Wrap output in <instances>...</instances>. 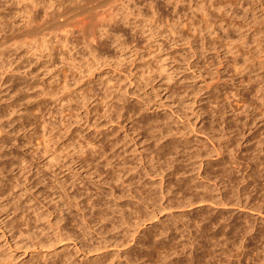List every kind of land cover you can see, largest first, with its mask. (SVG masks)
<instances>
[{
  "label": "rangeland",
  "instance_id": "374dc122",
  "mask_svg": "<svg viewBox=\"0 0 264 264\" xmlns=\"http://www.w3.org/2000/svg\"><path fill=\"white\" fill-rule=\"evenodd\" d=\"M262 184L264 0H0V264H264Z\"/></svg>",
  "mask_w": 264,
  "mask_h": 264
},
{
  "label": "bare ground",
  "instance_id": "6f19581e",
  "mask_svg": "<svg viewBox=\"0 0 264 264\" xmlns=\"http://www.w3.org/2000/svg\"><path fill=\"white\" fill-rule=\"evenodd\" d=\"M120 105H121V104H120ZM118 107H119V106H118ZM122 107H123V106H122ZM138 107H139V106H138ZM119 109H120V108H119ZM128 109H129V108H128ZM117 110H118V109H117ZM134 110H135V109H134ZM126 111H127V110H126ZM143 111H144V109H143ZM118 112H119V111H118ZM120 112H121V110H120ZM127 112H128V111H127ZM130 112H131V111H130ZM133 113H134V112H133ZM125 114H126V113H125ZM137 114H138V113H137ZM139 114H140V113H139ZM123 115H124V114H123ZM126 115H127V114H126ZM130 115H131V114H130ZM142 116H143V115H142ZM133 117H134V115H133ZM133 117H132V118H133ZM116 118H117V117H116ZM118 118H119V117H118ZM118 118H117V120H118ZM139 118H140V117H139ZM125 119H126V118H125ZM154 120H155V119H154ZM157 120H158V119H157ZM150 121H151V120H150ZM151 122H152V121H151ZM148 123H149V122H148ZM148 123H147V124H148ZM156 123H157V122H156ZM160 123H161V122H160ZM166 123H167V122H166ZM137 125H138V124H137ZM148 125H151V124H148ZM154 125H155V123H154ZM144 126L147 127V125H144ZM152 126H153V125H152ZM152 126H151V127H152ZM161 126H163V125H161ZM166 127H167V126H166ZM139 128H140V127H139ZM140 129H141V128H140ZM140 129H139V130H140ZM164 129H165V128H164ZM167 129H168V128H166V130H167ZM149 130H150V128H149ZM162 130H163V129H162ZM168 130H169V129H168ZM170 130H171V129H170ZM145 131H146V130H145ZM147 132H148V131H147ZM147 132H146V133H147ZM160 132H161V131H160ZM163 132H164V130H163ZM170 132H171V131H170ZM155 133H156V132H155ZM167 133H168V132H167ZM160 134H161V133H160ZM169 134H170V133H169ZM169 134H168V136H169ZM171 135H172V134H171ZM174 135H175V134H174ZM143 136H144V135H143ZM155 136L157 137V135H155ZM159 136H160V135H159ZM165 136H166V134H165ZM168 136H166V137H168ZM175 136H176V135H175ZM175 136H174V137H175ZM174 137H173V138H174ZM177 137H178V136H177ZM110 138H111V137H110ZM171 138H172V136H171ZM118 139H119V138H118ZM104 140H106V139H104ZM119 140H120V139H119ZM119 140H118V141H119ZM154 140H155V139H154ZM173 140L175 141V138L172 139V141H173ZM176 140H177V139H176ZM107 141H108V140H107ZM168 141H169V140H168ZM172 141H171V142H172ZM154 142H155V141H154ZM157 142H158V141H157ZM157 142H156V143H157ZM171 142H170V143H171ZM152 143H153V142H152ZM180 143H181V142H180ZM184 143H185V142H184ZM171 144H173V143H171ZM117 145H118V144H117ZM166 145H167V144H166ZM169 145H170V144H169ZM173 145H174V144H173ZM184 145H185V144H184ZM174 146H175V145H174ZM174 146H172V147L170 146L171 148H169L167 151L165 150L166 152H164L163 155H164V156H165V154H166V155H169L173 150H176V151H173V153L176 152L177 154L182 153L181 151H184V150H181V149H180V152H179L178 149H177L178 146H175L176 148H175ZM180 146H181V145L179 144V148H180ZM186 146H187V145H186ZM106 147H107V146H106ZM162 147H163V146H162ZM162 147H161V148H162ZM99 148H100V147H99ZM104 148H105V147H104ZM104 148H103V155L105 154ZM113 148H114V147H113ZM155 148H156V147H155ZM159 148H160V147H159ZM163 148H164V147H163ZM163 148H162V149H163ZM182 148H184V147L182 146ZM196 148H197V147H196ZM196 148H194V149H196ZM202 148H203V147H202ZM214 148H216V147H214ZM228 148H229V147H228ZM92 149H93V148H92ZM191 149H192V147H191ZM198 149H199V148H198ZM207 149H208V148H207ZM216 149H217V148H216ZM200 150H202V149L200 148ZM204 150H205V149H204ZM204 150H203V151H204ZM226 150H227V149H226ZM86 151H87V150H86ZM89 151H90V150H89ZM109 151H110V150H109ZM127 151H128V150H127ZM153 151H154V149H153ZM157 151H158V150H157ZM159 151H160V150H159ZM159 151H158V152H159ZM219 151H220V150H219ZM84 152H85V151H84ZM184 152H185V151H184ZM207 152H208V151H207ZM207 152H206V153H207ZM211 152H212V151H211ZM80 153H81V152H80ZM92 153L94 154V152H92ZM95 153H96V152H95ZM123 153H124V152H123ZM152 153H153V152H152ZM176 153H175V154H176ZM200 153H202V152H200ZM227 153H228V152H227ZM229 153H231V152H229ZM229 153H228V154H229ZM113 154H114V153H113ZM115 154H116V153H115ZM115 154H114V155H115ZM155 154H158V153H155ZM177 154H176V155H177ZM186 154H188V152H187ZM190 154H191V153H190ZM194 154H195V153H194ZM197 154H198V151H197ZM197 154H195V156H196ZM202 154H203V153H202ZM202 154H200V155H202ZM210 154H211V153H210ZM223 154H224V153H223ZM114 155L111 156V157H114ZM172 155H173V154H172ZM179 155H180V154H179ZM200 155H199V156H200ZM205 155H206V154H205ZM207 155H208V153H207ZM230 155H231V154H230ZM94 156H95V155H94ZM152 156H153V155H152ZM157 156H158V155H157ZM164 156H163V157H164ZM180 156H181V155H180ZM189 156H190V155H189ZM208 156H209V155H208ZM222 156H223V155H222ZM118 157H119V156H118ZM155 157H156V156H155ZM158 157H159V156H158ZM158 157H157V158H158ZM160 157H161V156H160ZM160 157H159V158H160ZM163 157H162V158H163ZM190 157H191V156H190ZM224 157H225V156H224ZM228 157H229V156H228ZM79 158H80V157H79ZM115 158H116V157H115ZM200 158H201V156H200ZM220 158H221V157H220ZM109 159H110V158H109ZM153 159H154V157H153ZM166 159H167V158L165 157V160H166ZM171 159H172V158H171ZM178 159H179V158H178ZM180 159H181V158H180ZM223 159H224V158H223ZM85 160H87V159H85ZM88 160H89V159H88ZM106 160H107V159H106ZM114 160H115V159H114ZM156 160H158V159H156ZM184 160H185V159H184ZM184 160H182V161H184ZM187 160H188V159H187ZM229 160H230V159H229ZM229 160H228V162H229ZM231 160H232V158H231ZM231 160H230V161H231ZM116 161H117V159H116ZM129 161H130V160H129ZM134 161H135V159H134ZM140 161H141V160H140ZM159 161H160V160H159ZM167 161H168V160H167ZM173 161H174V160H173ZM175 161H176V160H175ZM179 161H180V160H179ZM232 161H233V160H232ZM253 161H254V160H253ZM90 162H91V161H90ZM147 162H148V161H147ZM160 162H161V161H160ZM208 162H209V161H208ZM210 162H212V160H211ZM210 162H209V163H210ZM225 162H226V161H225ZM91 163H92V162H91ZM113 163H114V162H113ZM142 163H143V162H142ZM148 163H149V162H148ZM157 163H158V162H157ZM164 163H165V165H166V164H168L169 162H168V163L164 162ZM164 163H162V164H164ZM175 163H176V162H175ZM177 163H178V162H177ZM180 163H181V162H180ZM200 163H201V162H200ZM255 163H256V162H255ZM92 164H93V163H92ZM158 164H159V163H158ZM171 164H172V163H171ZM171 164H170V165H171ZM207 164H208V163H207ZM210 164H211V163H210ZM226 164H227V163H225V165H226ZM228 164H229V163H228ZM228 164H227V165H228ZM230 164H231V163H230ZM88 165H89V163H88ZM145 165H146V164H145ZM151 165H153V164H151ZM160 165H161V164H160ZM200 165H201V164H200ZM204 165H205V164H204ZM212 165H213V164H212ZM225 165H224V166H225ZM227 165H226L225 167H227ZM231 165H234V164L232 163ZM231 165H230V166H231ZM120 166H121V165H120ZM126 166H127V165H126ZM128 166L130 167V164H129ZM128 166H127V167H128ZM153 166H154V165H153ZM156 166H157V165H156ZM162 166H163V165H162ZM166 166H167V165H166ZM181 166H182V165H181ZM201 166H202V165H201ZM234 166H235V165H234ZM237 166H239V165H237ZM133 167H134V166H133ZM159 167H160V166H159ZM159 167H158V168H159ZM167 167H168V166H167ZM169 167H170V166H169ZM172 167H173V166H172ZM175 167H176V166H175ZM182 167H183V166H182ZM209 167H210V166H209ZM214 167H215V166H214ZM219 167H220V166H219ZM221 167H223V166H221ZM225 167H223V168H225ZM241 167H242V166H241ZM255 167H256V166H255ZM115 168H116V166H115ZM125 168H126V167H125ZM156 168H157V167H156ZM179 168H181V167H179ZM200 168H201V167H200ZM204 168H205V167H204ZM223 168H221V169L223 170ZM230 168H231V167H230ZM235 168H237V167H235ZM121 169H122V168H121ZM121 169H120V170H121ZM123 169H124V167H123ZM126 169L128 170V168H126ZM154 169H155V167H154ZM160 169H163V168L161 167ZM171 169H172V168H171ZM177 169H178V167H177ZM206 169H207V168H206ZM228 169H229V165H228ZM231 169H232V168H231ZM255 169H256V168H255ZM131 170H132V169H131ZM131 170H130V171H131ZM156 170L158 171V169H156ZM174 170H175V169H174ZM174 170H173V172L171 171L170 173H174ZM181 170H182V168H181ZM181 170H180V171H181ZM200 170H201V169H200ZM210 170H211V169H210ZM242 170H243V169H242ZM104 171H105V170H104ZM161 171H163V170H161ZM202 171L204 172V170H202ZM205 171H206V170H205ZM212 171H213V170H212ZM229 171H230V170H228V172H229ZM237 171H238V169H237ZM253 171H254V169H253ZM257 171H258V170H257ZM140 172H141V171H140ZM146 172H147V171H146ZM151 172H152V171H151ZM158 172H159V171H158ZM176 172H178V170H176ZM223 172H224V175H225V171H224V170H223ZM232 172H233V169H232ZM243 172H244V171H243ZM103 173H104V172H103ZM130 173H132V172H130ZM147 173H148V172H147ZM152 173H153V172H152ZM155 173H157V172H155ZM161 173H162V172H161ZM170 173H169V174H170ZM180 173H181V172H180ZM182 173H183V172H182ZM182 173H181V174H182ZM185 173H186V172H185ZM185 173H183V174H185ZM206 173H207V172H206ZM216 173H218V172H216ZM221 173H222V172H221ZM236 173H237V172H236ZM256 173L258 174L259 171L256 172ZM167 174H168V173H167ZM200 174H201V173H200ZM200 174H199V175H200ZM229 174L233 177V173H232V174L229 173ZM229 174H228V175H229ZM240 174H242V173H240ZM257 174H256V175H257ZM259 174H260V173H259ZM115 175H116V174H115ZM156 175H157V174H156ZM158 175H159V173H158ZM160 175H161V174H160ZM164 175H165V174H164ZM202 175L204 176V174H202ZM207 175H208V174H207ZM207 175H206V178H207ZM212 175H213V173H212ZM218 175H219V173H218ZM221 175H222V174H221ZM234 175H235V174H234ZM245 175H246V174H245ZM103 176H104V175H103ZM106 176H107V175H106ZM142 176H143V175H142ZM161 176H162V175H161ZM161 176H160V179H161ZM174 176H175V175H174ZM174 176L172 175L171 177H174ZM177 176H178V175H177ZM177 176H175V177L177 178ZM179 176H180V175H179ZM203 176H202V178H200L201 180L203 179ZM235 176H236L235 178H237L236 180H239L238 177H237L238 175H235ZM247 176H248V173H247V175L245 176V178H243V179H246ZM249 176H250V174H249ZM249 176H248L247 179H249ZM262 176H263V174H262ZM125 177H127V176H125ZM166 177H168V176L166 175ZM166 177H165V178H166ZM180 177L182 178V175H181ZM217 177H218V179H219V176H217ZM221 177H222V176H221ZM225 177H226V176H224V178H225ZM232 177H231V178H232ZM242 177H243V176H242ZM260 177H261V176H260ZM117 178H118V177H117ZM117 178H116V180H117ZM122 178H123V177H122ZM185 178H186V177H185ZM224 178H222V179H224ZM229 178H230V177H228L227 179L229 180ZM233 178H234V177H233ZM258 178H259V176H258ZM258 178H257V179H258ZM110 179H111V178H110ZM131 179H132V177H131ZM162 179H163V178H162ZM162 179H161V181H162ZM169 179H170V178H169ZM172 179H173V178H172ZM172 179H171V180H172ZM204 179H205V178H204ZM213 179H217V178L215 177V178H213ZM250 179H251V177H250ZM252 179H254V178H252ZM252 179L250 180V184H251V183L253 184ZM111 180H112V179H111ZM111 180L109 181V179H108V182H111ZM128 180H129V179H128ZM164 180H165V179H164ZM174 180H175V178H174ZM176 180H180V179H176ZM188 180H189V179H188ZM230 180L233 181V179H230ZM230 180H229V181H230ZM240 180H241V177H240ZM240 180H239V181H240ZM161 181H160V183H161ZM168 181H169V180H168ZM172 181H173V180H172ZM181 181L185 184V186L187 185V182L185 183V181H183V179H182ZM189 181H190V180H189ZM189 181H188V182H189ZM195 181H196V180H195ZM206 181H207V180H206ZM212 181L214 182V180H212ZM231 181H230V182H231ZM242 181H243V180H242ZM251 181H252V182H251ZM254 181H255V180H254ZM256 181H258V180H256ZM259 181H261V180H259ZM259 181H258V184H260ZM106 182H107V180H106ZM142 182H143V181H142ZM175 182H176V181H175ZM179 182H180V181H179ZM190 182H191V181H190ZM208 182H210L209 179H208ZM126 183H127V182H126ZM153 183H154V182H153ZM165 183H166V182H165ZM165 183H164V184H165ZM168 183H169V182H168ZM176 183H177V182H176ZM235 183H236V182H235ZM238 183H239V182H238ZM241 183H242V182H241ZM256 183H257V182H256ZM129 184H130V183H129ZM132 184H133V183H132ZM156 184H158V183H156ZM156 184H155V185H156ZM162 184H163V183H162ZM171 184H172V182H171ZM212 184H213V183H212ZM212 184H211V185H212ZM216 184H217V183H216ZM230 184H231V183H230ZM236 184H237V183H236ZM243 184H244V182H243ZM250 184H249V187H252V186H250ZM252 184H251V185H252ZM258 184H257V185H258ZM103 185H104V184H103ZM106 185H107V184H106ZM109 185H110V184H109ZM130 185H131V184H130ZM130 185H129V186H130ZM152 185H153V184H152ZM169 185H170V183L168 184V186H169ZM175 185L177 186L178 184H175ZM180 185H181V183H180ZM189 185H190V184H189ZM214 185H215V184H214ZM218 185H219V184H218ZM223 185L225 186L226 184H223ZM231 185H232V184H231ZM234 185H235V184H234ZM116 186H117V185H116ZM129 186H128V187H129ZM146 186H147V184H146ZM158 186L162 187L161 185H158ZM166 186H167V185H166ZM172 186H173V185H172ZM201 186H202V185H201ZM209 186H210V185H209ZM215 186H216V185H215ZM215 186H214V187H215ZM221 186H222V185H221ZM232 186H233V185H232ZM232 186L230 187L231 189L234 187V186H233V187H232ZM241 186H243V185H241ZM246 186H248V185H246ZM259 186H262V187H263V184H262V185H259ZM110 187H111V185H110ZM113 187H115V186H113ZM131 187H132V185H131ZM193 187H194V186H193ZM197 187H198V186H197ZM203 187H204V186H203ZM205 187H206V185H205ZM222 187H223V186H222ZM225 187H226V186H225ZM228 187H229V186H228ZM116 188H117V187H116ZM168 188H169V187H168ZM226 188H227V187H226ZM236 188H237V185H236ZM252 188H253V187H252ZM255 188H256V184H255ZM263 188H264V187H263ZM263 188H262V189H263ZM142 189H144V188H142ZM152 189H153V187H152ZM163 189H164V188H163ZM187 189H189L188 185L186 186V190H187ZM192 189H194V188H192ZM198 189H201V188H198ZM204 189H205V188H204ZM220 189H221V188H220ZM220 189H218V190L221 191L222 189H221V190H220ZM227 189H228V188H227ZM231 189H230L229 191L232 192ZM239 189H241V188H239ZM242 189H243V188H242ZM242 189H241V190H242ZM245 189H246V188H245ZM102 190H103V189H102ZM110 190H112V189L110 188ZM118 190H119V189H118ZM153 190L156 191L155 188H154ZM157 190H158V189H157ZM166 190H167V188H166ZM166 190H165V191H166ZM168 190H169V189H168ZM173 190H175V189H174V186H173ZM173 190H171V191H173ZM177 190L179 191V188H177ZM180 190L182 191L183 189L180 187ZM208 190H209V189H208ZM210 190H211V187H210ZM233 190H234V189H233ZM250 190H251V189H250ZM253 190H254V189H253ZM253 190H252V191H253ZM256 190H257V189H256ZM260 190H261V187H260V189H258V191L260 192ZM130 191H131V190H130ZM142 191H143V190H142ZM142 191H141V192H142ZM151 191H152V190H151ZM151 191H150V192H151ZM159 191H160V190H159ZM163 191H164V190H163ZM165 191H164L163 195L165 194ZM169 191H170V190H169ZM175 191H176V190H175ZM187 191H191V190H187ZM194 191H197V190H194ZM199 191H200V190H199ZM202 191H203V190H202ZM202 191H200V193H201ZM212 191H213V190H212ZM216 191H217V189H216ZM216 191H215V192H216ZM237 191H238V189H237ZM248 191H249V190H248ZM111 192H112V191H111ZM114 192H115V190H114ZM119 192H120V191H119ZM144 192H145V191H144ZM209 192H210V191H209ZM221 192H222V191H221ZM233 192H234V194L236 193L235 190H234ZM233 192L230 193L231 196H234ZM245 192H246V191L244 190L243 194H244ZM131 193H132V191H131ZM137 193H138V192H137ZM156 193H157V192H156ZM167 193H168V192H167ZM177 193H178V192H177ZM191 193H193V192H191ZM197 193H198V192H197ZM200 193H199V194H200ZM204 193L206 194L205 191H204ZM204 193H203V194H204ZM210 193H211V192H210ZM210 193H209V194H210ZM212 193H213V192H212ZM239 193H240V191H239ZM246 193H247V192H246ZM253 193H254V192H253ZM77 194H78V193H77ZM119 194H120V193H119ZM133 194H134V192H133ZM133 194H132V195H133ZM188 194H189V193L187 192V195H188ZM193 194H194V193H193ZM205 194L202 196V193H201V194L199 195V196H201V197H199V198L197 197V198H198V201H197V202H209L210 200H215V201H216L217 198H215V199L213 198V199H212L211 197H208V196L205 195ZM209 194H208V195H209ZM219 194H220V193H219ZM226 194H227V193H226ZM232 194H233V195H232ZM237 194H238V193H237ZM241 194H242V193H241ZM247 194H249V192H248ZM247 194H246V196H247ZM250 194H251V193H250ZM95 195H96V194H95ZM109 195H110V191H109ZM111 195H112V194H111ZM113 195L116 196L115 194H113ZM122 195H123V194H122ZM136 195H137V194H136ZM153 195H154V193H153ZM153 195H152L151 198H153V200H154V199H155L154 197H155L156 195H154V196H153ZM158 195H161V192H160V194H157V196H158ZM163 195H161V196H163ZM166 195H167V194H166ZM173 195H174V194H173ZM173 195H172L171 197L174 198L175 195H174V196H173ZM187 195H186L185 197H187ZM196 195H197V194H196ZM223 195H224V194H223ZM252 195H253V194H252ZM71 196H72V195H71ZM80 196H82V195H80ZM80 196H79V197H80ZM83 196H85V195H83ZM99 196H102V195L99 194ZM107 196H108V195H107ZM145 196H146V195H145ZM167 196H168V195H167ZM169 196H170V194H169ZM192 196H193V195H192ZM192 196H191V198H190V196L187 197V198L193 199L194 197H192ZM210 196H211V195H210ZM212 196H213V195H212ZM226 196L228 197L229 195L227 194ZM241 196H242V195H241ZM241 196H240V197H241ZM254 196H255V194H254ZM85 197H86V196H85ZM109 197H110V196H109ZM111 197H112V196H111ZM116 197H117V196H116ZM147 197H148V196H147ZM221 197H224V196H221ZM221 197H220V198H221ZM240 197H238V195H237V200H239ZM244 197H245V196H244ZM72 198H73V200H77V199H78V195H75L74 197L72 196ZM72 198H70V199H72ZM82 198H83V197H82ZM94 198H95V196H94ZM100 198H101V197H100ZM102 198H104V197H102ZM114 198H115V197H114ZM124 198H125V197H124ZM144 198H145V197H144ZM148 198H149V197H148ZM151 198H150V199H151ZM177 198H179V197L177 196ZM181 198H182V197H181ZM181 198H179V199H181ZM195 198H196V197H195ZM195 198H194V201H195ZM220 198H219V199H220ZM238 198H239V199H238ZM241 198H243V196H242ZM245 198H246V197H245ZM247 198H248V197H247ZM250 198H251V197H250ZM79 199H80V198H79ZM79 199H78V200H79ZM87 199H88V195H87ZM112 199H113V198H112ZM140 199H141V198H140ZM167 199H168V198H167ZM179 199H178V200H179ZM184 199H185V198H184ZM223 199H224V198H223ZM225 199H226V198H225ZM229 199L231 200V198H229ZM233 199H234V198L232 197V200H233ZM254 199H255V198H254ZM254 199H253V201H254ZM73 200H71V201L73 202ZM85 200H86V198H85ZM94 200H95V199H94ZM136 200H137V199H136ZM169 200H171V199H169ZM172 200H173V199H172ZM174 200H175V199H174ZM221 200H222V198H221ZM232 200H231V201H232ZM235 200H236V198H235ZM235 200L233 201V203L235 202ZM237 200H236V201H237ZM249 200H250V199H249ZM249 200H248V201H249ZM263 200H264V198H262V202H263ZM79 201H80V200H79ZM100 201H101V199H100ZM137 201H138V200H137ZM183 201H184V200H183ZM190 201H191V200H190ZM218 201H219V200H217L216 202H218ZM251 201H252V200H251ZM251 201H250V202H251ZM253 201H252V202H253ZM83 202L85 203V201H83ZM86 202H87V201H86ZM88 202H89V201H88ZM139 202H140V201H139ZM142 202H143V201H142ZM155 202H156V201H155ZM172 202H173V201H172ZM175 202L178 203V201H175ZM175 202H174V203H175ZM184 202H185V201H184ZM197 202H196V203H197ZM216 202H215V203H216ZM225 202H226V200H225ZM240 202H241V201H240ZM252 202L249 203V204H252ZM68 203H69V202H68ZM68 203H67V204H68ZM73 203H74V202H73ZM109 203H110V202H109ZM190 203H191V202H190ZM190 203L188 202V204H190ZM192 203H194V202L192 201ZM192 203H191V205H192ZM212 203H213V202H212ZM220 203H221V202H220ZM227 203H228V202H227ZM229 203L231 204V202H229ZM229 203H228V204H229ZM237 203H238V202H237ZM242 203H244V200L242 201ZM255 203H256V202H255ZM255 203H254V205H255ZM259 203H260V202H259ZM259 203H258V204H259ZM69 204H70V203H69ZM75 204H76L75 206H77V208H78L79 205H83V204H80V202H77V201H76ZM180 204H181V203H178V206H180ZM194 204H195V203H194ZM194 204H193V205H194ZM208 204H209V203H208ZM213 204H214V203H213ZM217 204H218V206H220L219 203H216V205H217ZM234 204H235V203H234ZM238 204L240 205V203H238ZM244 204H245V203H244ZM247 204H248V203H247ZM70 205H71V204H70ZM84 205H85V204H84ZM116 205H117V204H116ZM175 205H176V204H175ZM175 205H174V206H175ZM196 205H197V204H196ZM199 205H200V204H199ZM209 205H210V204H209ZM216 205L214 204V206H216ZM224 205H225V204H224ZM224 205H223V206H224ZM232 205H233V204H232ZM235 205H236V204H235ZM65 206H66V205H65ZM72 206H73V205H72ZM101 206H102V205H101ZM117 206H118V205H117ZM117 206H116V207H117ZM143 206H144V205H143ZM152 206H153V205H152ZM163 206H164V205H163ZM163 206H162V207H163ZM178 206H177V207H178ZM186 206H187V205H186ZM189 206H190V205H189ZM206 206H207V205H206ZM225 206H226V205H225ZM225 206H224V207H225ZM227 206H228V205H227ZM229 206H230V205H229ZM237 206H238V205H237ZM242 206H243V204H242ZM244 206H245V205H244ZM251 206H253V205H251ZM260 206H262V205L260 204ZM84 207H85V206H84ZM88 207H89V206H88ZM88 207H87V203H86V209H87ZM90 207H91V206H90ZM96 207H97V206H96ZM131 207H132V206H131ZM201 207H202V206H201ZM231 207H232V206H231ZM240 207H241V206H240ZM249 207H250V206H249ZM254 207H255V206H253V209H255ZM256 207H257V205H256ZM74 208H75V207H74ZM81 208H82V207H81ZM97 208H98V207H97ZM124 208H125V207H124ZM215 208H216V207H215ZM247 208H248V207H247ZM250 208H251V207H250ZM259 208H260V207H259V205H258V207H257L256 209H259ZM262 208L264 209V206H263ZM78 209H79V208H78ZM83 209L85 210V208H83ZM89 209H90V208H89ZM89 209H88V210H89ZM103 209H104V208L102 207V211H104ZM111 209H112V208H111ZM116 209L119 210L120 208H116ZM116 209H114V210H116ZM141 209H145V208H142V207H141ZM164 209H165V208H164ZM168 209H169V208H168ZM171 209H172V208H171ZM239 209H240V208H239ZM248 209H249V208H248ZM251 209H252V208H251ZM251 209H250V210H251ZM74 210H75V209H74ZM79 210H80V209H79ZM84 210H83V211H84ZM95 210H96V209H95ZM99 210H100V209H99ZM112 210H113V209H112ZM120 210H123V209H120ZM147 210H148V209H147ZM151 210H152V209H151ZM162 210H163V209H162ZM201 210L203 211V209H201ZM201 210H200V211H201ZM206 210H207V209H206ZM259 210H261V209H259ZM259 210H258V211H259ZM76 211H78V210H76ZM83 211H81V210H80V212L78 211V212H79L78 214H80V213L82 214ZM90 211H91V209H90ZM102 211L97 213V214H98V222H100V224H102L101 222H103V220H105V219H106V216L108 215V213L106 214L105 212H102ZM126 211H127V210H126ZM142 211H143V210H142ZM142 211H141V212H142ZM204 211H205V210H204ZM91 212H93V211H91ZM91 212H90L89 214H91ZM112 212H113V211H112ZM114 212H116V211H114ZM118 212H119V211H118ZM121 212H122V211H121ZM208 212H209V211H208ZM208 212H207V213H208ZM219 212H220V211H219ZM256 212H257V211H256ZM199 213H200V212H199ZM203 213H204V212H202V214L200 213V215L202 216ZM205 213H206V211H205ZM207 213H206V214H207ZM216 213H217V211H216ZM220 213H221V212H220ZM220 213H218V214H220ZM260 213H261V212H260ZM262 213H264V212H262ZM92 214H93V213H92ZM109 214H110V212H109ZM120 214H122V213H120ZM126 214H127V213H126ZM148 214H150V213H148ZM206 214H204V215L206 216ZM208 214H210V213H208ZM128 215H129V213H128ZM211 215H212V214H211ZM76 216H77V215H76ZM80 216H81V215H80ZM88 216L90 217V215H88ZM88 216H87V217H88ZM92 216H94V215H92ZM124 216H126V215L124 214ZM143 216H144V215H143ZM201 216H200L199 218H201ZM205 216H203V217H205ZM208 216H210V215H208ZM212 216H216V215H212ZM218 216H219V215H218ZM222 216H223V215H222ZM261 216H262V215H261ZM77 217H79V216H77ZM94 217H95V216H94ZM94 217H93V218H94ZM96 217H97V216H96ZM107 217H109V216H107ZM116 217H117V216H116ZM122 217H123V216H122ZM219 217H220V218H219ZM219 217H218V218L220 219V221H222V220H221V216H219ZM223 217H224V216H223ZM229 217H230V216H229ZM237 217H238V216H237ZM239 217H240V216H239ZM242 217H243V216H242ZM247 217H248V216H247ZM74 218L76 219V217H74ZM111 218H113V217H111ZM210 218H211V217H210ZM213 218H214V217H213ZM218 218H216V219L219 220ZM224 218H225V217H224ZM72 219H73V217H72ZM81 219H84V218L81 217ZM86 219H87V218H85V220H86ZM90 219H91V218H90ZM90 219H89V221H90ZM117 219H118V218H117ZM207 219H208V218H207ZM222 219H223V218H222ZM240 219H241V218H240ZM251 219H252V218H251ZM76 220H77V219H76ZM85 220H82V221L85 223V226H86L87 228H89V227L87 226V224H89V223H88V221H85ZM91 220H92V219H91ZM94 220H95V218H94ZM96 220H97V219H96ZM109 220H110V219H109ZM124 220H125V219H124ZM199 220H200V219H199ZM209 220H210V219H209ZM217 220H216V221H217ZM224 220H226V219H224ZM229 220H230V218H229ZM229 220H228V221H229ZM78 221H80V220L78 219ZM120 221H121V220H120ZM125 221H126V220H125ZM205 221H206V223H207V220H206V219H204V222H205ZM244 221H245V220H244ZM75 222H76V221H75ZM83 222H82V223H83ZM91 222H93V221H91ZM94 222H95V221H94ZM98 222L96 221L95 226H96V225H99V224H97ZM104 222H105V221H104ZM193 222H195V220H193ZM199 222H200V221H199ZM201 222H202V221H201ZM226 222H227V221H226ZM226 222H225V223H226ZM231 222H233V221L231 220ZM231 222L227 223V225H228V224H231ZM78 223H80V222H78ZM216 223H217V225H219V224H218L219 222H216ZM223 223H224V222H223ZM223 223H220L219 226H222L221 224H223ZM234 223H236V222H234ZM240 223H241V222H240ZM247 223H248V222H246V225H247ZM80 224H81V223H80ZM103 224L106 225L105 223H103ZM107 224H108V223H107ZM122 224H123V223H122ZM126 224H128V223H126ZM195 224H196V223H195ZM201 224H202V223H201ZM232 224H233V223H232ZM91 225H92V224L90 223L89 226H91ZM205 225H206V224H205ZM209 225H210V224H209ZM209 225H207V226L209 227ZM227 225H226V226H227ZM234 225H236V224H234ZM238 225H239V223H238ZM261 225H262V224H261ZM78 226H79V225H77V227H78ZM81 226H82V225H81ZM111 226H112V225H111ZM114 226H115V225H114ZM194 226H195V225H194ZM199 226H200V225H199ZM202 226H203V225H201V227H202ZM236 226H237V225H236ZM241 226H243V224H242ZM241 226H239V227H241ZM79 227H80V226H79ZM79 227H78V228H79ZM92 227H93V225H92ZM99 227H100V226H99ZM99 227H98V228H99ZM101 227H102V226H101ZM103 227H104V226H103ZM215 227H216V226L214 225L212 228L214 229ZM223 227H224V226H223ZM231 227H232V225H231ZM231 227H230V230H231ZM98 228H97V229H98ZM104 228H105V227H104ZM104 228H103V229H104ZM195 228H196V227H195ZM212 228H210L211 231H212ZM216 228H217V227H216ZM220 228H221V227H220ZM232 228H234V227H232ZM81 229H83L84 232L86 231L85 227H84V228H81ZM92 229H93V228H91L90 230L92 231ZM217 229H218V228H217ZM224 229H225V228H224ZM241 229H242V228H241ZM248 229H249V228H248ZM94 230H95V229H94ZM98 230H99V229H98ZM208 230H209V229H208ZM218 230H219V229H218ZM220 230H221V229H220ZM230 230H228V231H230ZM233 230H235V228H234ZM233 230H232V231H233ZM236 230H237V229H236ZM250 230H251V228H250ZM250 230H246V229H245V231H250ZM254 230H255V229H254ZM96 231H97V230H96ZM104 231L106 232V230H104ZM221 231H222V230H221ZM84 232H83V233H84ZM87 232H88V231H87ZM93 232L95 233V231H93ZM99 232L105 234L104 232H101V230H99ZM204 232H205V231H204ZM212 232H214V231H212ZM212 232H211V233H212ZM234 232H236V231H234ZM250 232H251V231H250ZM252 232H253V227H252ZM252 232H251V233H252ZM261 232H263V231H262V228H261ZM63 233H64V231H63ZM196 233H197V232H196ZM214 233H215V232H214ZM220 233H221V232H220ZM243 233H244V232H242L241 234H243ZM245 233H246V232H245ZM247 233H248V232H247ZM56 234H57V233H56ZM61 234H62V233H60V235H59V233H58V238H59V239H61L62 237H65V236H66V235H65V236H62ZM74 234H75V233H74ZM86 234H87V233H86ZM96 234L98 235V233H96ZM103 234H102V235H103ZM128 234H129V233H128ZM223 234H224V233H222L221 235H223ZM226 234H227V231H226ZM239 234H240V233H239ZM249 234H250V233H249ZM253 234H254V233H253ZM253 234H252V235H253ZM111 235H112V234H111ZM125 235H126V234H125ZM229 235H232V237H234L233 234H232L231 232H230ZM234 235H236V234H234ZM261 235H262V237H264V236H263L264 233L261 234ZM261 235L258 236V237H261ZM95 236H96V235H95ZM99 236L101 237V234H100ZM204 236H205V235H204ZM247 236H248V235H247ZM255 236H256V235H255ZM71 237H72V236H71ZM73 237H76V235L73 236ZM109 237H110V236H109ZM124 237H125V236H124ZM193 237H194V236H193ZM230 237H231V236H230ZM235 237H236V236H235ZM235 237H234V238H235ZM238 237H239V236H238ZM238 237H237V238H238ZM241 237H242V235H241ZM241 237H240V238H241ZM253 237H254V235H253ZM253 237H252V238H253ZM258 237H257V238H258ZM103 238L105 239V237H103ZM103 238H102V239H103ZM113 238H115V237L113 236ZM196 238H197V236L194 237V239H196ZM198 238H199V237H198ZM198 238H197V239H198ZM206 238H207V237H206ZM224 238H225V237H224ZM243 238H244V234H243ZM243 238H242V239H243ZM247 238H249V237H247ZM250 238H251V237H250ZM66 239H67V238H66ZM66 239L64 238V240H66ZM106 239H107V238H106ZM218 239H219V238H218ZM220 239H221V238H220ZM220 239H219V240H220ZM222 239H223V237H222ZM227 239H228V238H227ZM230 239H232V238H230ZM263 239H264V238H263ZM40 240H41V239H40ZM57 240H58V239H57ZM67 240H68V239H67ZM97 240H99V239H97ZM107 240H108V239H107ZM170 240H171V239H170ZM201 240H202V239H201ZM232 240H233V239H232ZM254 240H255V238H254ZM254 240H253V242H254ZM58 241H59V240H58ZM73 241H74V240H73ZM89 241H90V240H89ZM192 241H193V240H191V242H192ZM208 241H209V240H208ZM224 241H225V240H223V242H224ZM246 241H249V240H246ZM251 241H252V240H251ZM255 241H257V240H255ZM258 241H259V239H258ZM52 242H53V241L49 242L50 245H51V244L53 245ZM59 242H60V241H59ZM74 242H75V241H74ZM149 242H150V241H149ZM204 242H205V241H204ZM223 242H222V243H223ZM226 242H227V241H226ZM240 242H241V241H240ZM260 242H261V241H260ZM262 242H264V240H263ZM40 243H41V242H40ZM49 243H48V244H49ZM116 243H117V242H116ZM116 243L114 242V244H116ZM143 243H144V242H143ZM193 243H194V242H193ZM196 243H197V241H196ZM243 243H244V242H243ZM54 244H55V243H54ZM148 244H149V243H148ZM152 244H153V243H151V246H153ZM156 244H157V243H156ZM211 244H212V240H211L210 245H211ZM226 244H227V243H226ZM244 244H245V243H244ZM244 244H243V245H244ZM248 244H250V241H249ZM253 244H254V243H253ZM44 245H46L45 242H44ZM99 245H100V244H99ZM101 245H102V244H101ZM111 245H112V244H111ZM164 245H165V244H164ZM190 245H191V244H190ZM246 245H247V244H246ZM90 246H91V245H90ZM96 246H97V245H96ZM96 246H93V245H92L93 248L96 247ZM145 246H146V244H145ZM147 246L149 247L150 245H147ZM151 246L149 247L150 249L154 248V247L151 248ZM157 246H158V245H157ZM165 246L167 247V245H165ZM204 246H205V244H204ZM226 246H227V245H226ZM98 247L100 248V246H98ZM98 247H96V248H98ZM101 247H103V246H101ZM142 247H143V246H142ZM158 247H161V246H158ZM199 247H200V246H199ZM254 247H255V246H254ZM254 247H253V249H254ZM139 248H140V247H139ZM155 248H157V247H155ZM208 248H209V247H208ZM215 248H216V247H215ZM94 249H95V248H94ZM100 249H101V248H100ZM144 249H145V248H144ZM161 249H162V248H161ZM167 249L170 250L171 248H167ZM203 249H204V248H203ZM205 249H206V247H205ZM209 249H210V248H209ZM209 249H208V250H209ZM222 249L224 250V248H222ZM243 249H247V248H245V247L243 246ZM96 250H97V249H96ZM98 250H99V249H98ZM165 250H166V249H165ZM201 250H202V249H201ZM201 250H200V251H201ZM212 250H214V248H212ZM229 250H231V249H229ZM256 250H257V249H255V253L257 252V255L261 253V252H260V253L258 252V250H260V249H258L257 251H256ZM77 251H78V250H77ZM91 251H93V250H91ZM131 251H132V250H131ZM133 251H134V250H133ZM146 251H147V250H146ZM157 251H159V250L157 249ZM206 251H207V249L205 250V252H206ZM210 251H211V249H210ZM210 251H209V254H210ZM242 251H243V250H242ZM261 251H262V250H261ZM263 251H264V250H263ZM93 252H94V251H93ZM167 252H168V251H166V253H167ZM249 252H250V251H249ZM129 253H130V252H129ZM202 253H203V251H202ZM211 253H214V252L212 251ZM224 253H226V251H225ZM236 253H237V252H236ZM263 253H264V252H263ZM263 253H262V254H263ZM133 254H134V253H133ZM135 254H136V253H135ZM135 254H134V255H135ZM168 254H169V253H168ZM189 254H190V253H189ZM189 254H188V255H189ZM199 254H200V253H199ZM206 254L208 255V252H207ZM215 254H216V253H215ZM215 254H214V257H216ZM222 254H223V252H222ZM228 254L231 256L230 259H232V255H231L230 253H228ZM248 254H249V253H248ZM56 255H57V254H56ZM58 255H59V254H58ZM166 255H167V254H166ZM202 255H204V253L201 254L200 256H202ZM212 255H213V254H212ZM212 255H211V256H212ZM218 255H219V254H218ZM235 255H236V254H235ZM257 255H256V256H257ZM260 255H261V254H260ZM132 256H133V255H132ZM208 256H210V255H208ZM224 256H225V255H224ZM237 256H238V255H237ZM239 256H240V255H239ZM258 256H259V255H258ZM262 256H264V255H262ZM63 257H65V256H63ZM126 257H127V256H126ZM162 257H163V256H162ZM168 257H169V255H168ZM205 257H206V256H205ZM205 257H203L202 260L205 261L206 259H210V258H207V257H206V259H205ZM214 257H212L213 259H211V260H214V259H215ZM248 257H249V256H247V259H248ZM250 257H251V254H250ZM254 257H255V255H254ZM60 258H61V257H60ZM127 258H128V257H127ZM137 258H138V257H137ZM201 258H202V257H201ZM217 258H218V257H216V259H217ZM223 258H224V257H223ZM236 258H237V257H236ZM238 258H240V257H238ZM257 258H258V257H257ZM257 258H256V259H257ZM52 259H53V258H52ZM64 259H65V258H64ZM134 259H135V257H134ZM165 259H166V257H165ZM167 259H168V258H167ZM167 259H166V260H167ZM189 259H191V258L189 257V258H188V261H189ZM218 259H219V258H218ZM218 259H217V260H218ZM247 259H245L246 262H247V261L251 262L250 260H247ZM252 259H253V258H252ZM252 259H251V260H252ZM256 259H255V260H256ZM258 259H260V258H258ZM258 259H257V260H258ZM131 260H132V259H131ZM137 260H138V259H137ZM217 260H216V262H218ZM226 260H228V259L226 258ZM226 260H225V261H226ZM257 260H256V261H257ZM260 260H261V259H260ZM56 261H57V260H56ZM66 261H68V260H66ZM169 261H170V260H169ZM214 261H215V260H214ZM228 261H229V260H228ZM236 261H237V260H236ZM240 261H241V260H240ZM245 261H244V263H246ZM64 262H65V261H64ZM70 262H71V261H70ZM130 262H131V261H130ZM167 262H168V261H167ZM172 262H173V261H172ZM179 262H180V260H179ZM208 262H209V261H208ZM208 262H207V263H208ZM212 262H213V261H212ZM231 262H232V261H231ZM231 262H228V263H231ZM237 262H238V261H237ZM259 262H260V261H259ZM259 262L257 261L258 264H260ZM73 263H74V262H73ZM77 263H78V262H77ZM177 263H178V261H177ZM182 263H183V262H182ZM184 263H186V262H184ZM233 263H234V262H233ZM238 263H240V262H238ZM242 263H243V262H241V264H242ZM251 263H252V262H251ZM261 263H262V262H261ZM60 264H61V263H60ZM62 264H63V263H62ZM64 264H65V263H64ZM166 264H167V263H166ZM179 264H180V263H179ZM212 264H213V263H212ZM217 264H218V263H217ZM226 264H227V261H226ZM231 264H232V263H231ZM254 264H255V263H254Z\"/></svg>",
  "mask_w": 264,
  "mask_h": 264
}]
</instances>
